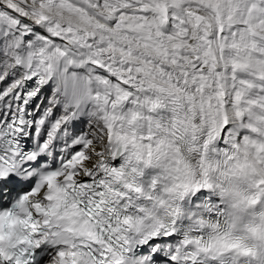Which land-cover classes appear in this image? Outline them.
<instances>
[{
    "label": "snow or ice",
    "instance_id": "6c2138e0",
    "mask_svg": "<svg viewBox=\"0 0 264 264\" xmlns=\"http://www.w3.org/2000/svg\"><path fill=\"white\" fill-rule=\"evenodd\" d=\"M0 264H264V0H0Z\"/></svg>",
    "mask_w": 264,
    "mask_h": 264
}]
</instances>
